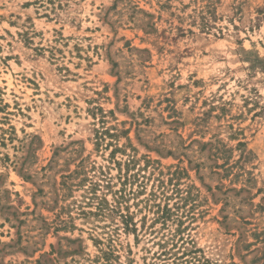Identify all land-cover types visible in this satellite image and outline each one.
Instances as JSON below:
<instances>
[{"label":"rangeland","instance_id":"374dc122","mask_svg":"<svg viewBox=\"0 0 264 264\" xmlns=\"http://www.w3.org/2000/svg\"><path fill=\"white\" fill-rule=\"evenodd\" d=\"M0 264H264V0H0Z\"/></svg>","mask_w":264,"mask_h":264},{"label":"trees","instance_id":"16d2710c","mask_svg":"<svg viewBox=\"0 0 264 264\" xmlns=\"http://www.w3.org/2000/svg\"><path fill=\"white\" fill-rule=\"evenodd\" d=\"M127 181H128V179L125 178V179H124V182L126 183ZM122 193L124 194V190H121V191L118 192V194H120V196H119V198H118V197L115 198L116 200L114 201V203H117V204H118V203H119L118 199H119V200H123ZM102 202H103L104 205L106 206V211L109 212L110 214H113V212H114V210L116 209V207L110 209L109 206H108V204H107V202H105V200H104V201L102 200ZM118 205H120V204H118ZM102 213H103V212H102ZM116 213H117V212H116ZM123 217H124V218H125V217L127 218V215H126V216H122V214H119V218H121V220H122V219H123V221L126 220V219H124Z\"/></svg>","mask_w":264,"mask_h":264}]
</instances>
